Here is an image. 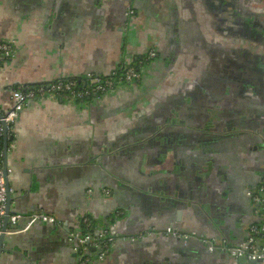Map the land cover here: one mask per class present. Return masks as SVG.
<instances>
[{
	"label": "crops",
	"instance_id": "0c3cea01",
	"mask_svg": "<svg viewBox=\"0 0 264 264\" xmlns=\"http://www.w3.org/2000/svg\"><path fill=\"white\" fill-rule=\"evenodd\" d=\"M258 23L264 0H0V41L14 45L0 59V113L15 83L122 73L158 54L136 86L20 113L0 159L13 196L27 195L12 209L58 222L6 235L0 264H76L69 235L86 217L115 237L89 264H249L228 247L264 223L247 194L264 177ZM213 116L225 119L214 133Z\"/></svg>",
	"mask_w": 264,
	"mask_h": 264
},
{
	"label": "built area",
	"instance_id": "2783aa9c",
	"mask_svg": "<svg viewBox=\"0 0 264 264\" xmlns=\"http://www.w3.org/2000/svg\"><path fill=\"white\" fill-rule=\"evenodd\" d=\"M130 14H134V9H130ZM14 51L12 42L0 41V59L11 57ZM153 49L139 60L138 66L130 65L122 73H112L110 75L88 74L86 77H59L52 81L38 83L36 85H21L15 83L12 91L13 106L6 112L0 113V159L3 156L1 143L4 135H12L14 124L25 107L37 98L51 97L69 100L95 99L100 95L109 93L122 84H130L141 78V68L156 56ZM11 189L7 186L5 174L0 163V237L2 235H12L29 230L35 223L57 224L55 216L48 215L42 211H34L29 215L21 213H7L8 197ZM12 192V191H11ZM251 200L256 204L258 210L264 213V177L258 192L247 191ZM8 217V226L4 228L5 218ZM18 223L20 228L10 227ZM81 233L71 232L69 238L76 245L79 261L76 264H89L90 257L87 254L90 249L97 250L98 259H103L108 254L110 246L115 241L112 232L105 229H96L90 218L83 220ZM94 229V231H93ZM186 240L188 234L181 235ZM213 247H211L212 249ZM230 248V249H229ZM222 249L226 247L222 246ZM231 255L236 259L245 258L249 264H264V223L252 225L247 240L241 245L228 247Z\"/></svg>",
	"mask_w": 264,
	"mask_h": 264
},
{
	"label": "flooded vegetation",
	"instance_id": "af4514ba",
	"mask_svg": "<svg viewBox=\"0 0 264 264\" xmlns=\"http://www.w3.org/2000/svg\"><path fill=\"white\" fill-rule=\"evenodd\" d=\"M258 27H259V30H263L264 29V23H258ZM263 33V32H262ZM264 34V33H263ZM263 38H264V35H263ZM262 38V39H263ZM264 40V39H263ZM158 56V54H156V56L154 57V58H152L149 62H151L152 60H154L156 57ZM145 57V56H144ZM143 58V57H142ZM261 59H262V64H263V71H264V54L262 55V57H261ZM141 77H142V75H141ZM141 79V78H140ZM214 82V83H213ZM215 82L216 81H210L209 80V86H212V88L210 87V89L209 90H211L212 92L215 90V88L213 87V84H215ZM228 84H229V87H230V85H231V81H228ZM128 85H137V81L136 82H132V83H130V84H128ZM220 85V84H219ZM225 86H227L226 84H225ZM120 88H121V86H119ZM217 89V88H216ZM212 92H210L211 94H208L207 96H206V98H208V97H210V98H216V99H219V97H221L222 95H219V94H214V93H212ZM104 95V94H103ZM195 98H197V97H195ZM202 98H204L205 99V96L204 97H202ZM192 102H193V100H191ZM214 104V103H213ZM213 106V105H212ZM213 119H212V121H211V123H210V129L212 130V132L214 133V132H216V131H221L222 129H220L221 128V126L220 125H222V124H224V121H225V119H224V117H223V119H222V121L220 120V119H216V118H214V116L212 117ZM180 123L182 124L183 123V121L181 120L180 121ZM218 133V132H217ZM201 138V137H200ZM4 151V150H3ZM4 154V153H3ZM263 176H264V170H263ZM252 191V190H251ZM252 192H255V191H252ZM108 193V192H107ZM249 196V195H248ZM249 198H250V200H251V197L249 196ZM252 201V200H251ZM252 206H254V207H257L256 206V204L252 201ZM201 210V209H200ZM201 212H207L208 213V211H206V209H204V208H202V211ZM205 214V213H204ZM210 216V215H209ZM211 217V216H210ZM252 226V225H251ZM251 226L249 227V232H250V228H251ZM168 230L170 231V233L171 234H175V236H177V237H179V238H182V233L180 232V231H178L177 229H175V228H168ZM195 234V233H194ZM194 234L193 233H191V234H188V236H187V238H186V241L189 239V238H192L193 236H194ZM248 235H249V233H248ZM203 238V240H206L204 237H202ZM222 238V237H221ZM221 238H220V240H221Z\"/></svg>",
	"mask_w": 264,
	"mask_h": 264
},
{
	"label": "water",
	"instance_id": "95a60500",
	"mask_svg": "<svg viewBox=\"0 0 264 264\" xmlns=\"http://www.w3.org/2000/svg\"><path fill=\"white\" fill-rule=\"evenodd\" d=\"M10 137H8L7 133L4 135V156H5V158L7 157L8 141H9L8 138L10 139ZM2 169H3V172L5 174V178H6V181H7V186L10 189V185H9V182H8V176H7L8 175V167H7L6 161L2 165ZM26 196H27L26 194H23L21 196L19 195L18 197H14L13 196V192L10 191L9 197H8L7 213L8 214H10V213H21V214H25V215H29V214L33 213V212L24 213V212H19V211H13V209H12L13 201L19 200L20 203H21V199L25 198ZM7 226H8V217L5 218L4 228H7ZM5 237H6V235H2L0 237V257H1L2 251H3V243L5 241ZM91 250H94V249H91Z\"/></svg>",
	"mask_w": 264,
	"mask_h": 264
},
{
	"label": "trees",
	"instance_id": "16d2710c",
	"mask_svg": "<svg viewBox=\"0 0 264 264\" xmlns=\"http://www.w3.org/2000/svg\"><path fill=\"white\" fill-rule=\"evenodd\" d=\"M1 149L4 150V141L1 143Z\"/></svg>",
	"mask_w": 264,
	"mask_h": 264
}]
</instances>
